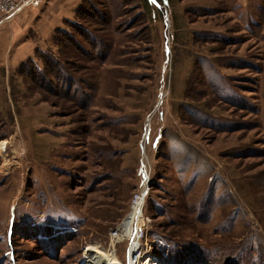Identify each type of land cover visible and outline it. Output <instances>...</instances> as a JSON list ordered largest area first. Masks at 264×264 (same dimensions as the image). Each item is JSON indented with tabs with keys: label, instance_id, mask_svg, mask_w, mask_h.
<instances>
[{
	"label": "rangeland",
	"instance_id": "1",
	"mask_svg": "<svg viewBox=\"0 0 264 264\" xmlns=\"http://www.w3.org/2000/svg\"><path fill=\"white\" fill-rule=\"evenodd\" d=\"M28 10L53 32L0 64V264H95L140 193L144 257L264 264V0Z\"/></svg>",
	"mask_w": 264,
	"mask_h": 264
},
{
	"label": "bare ground",
	"instance_id": "2",
	"mask_svg": "<svg viewBox=\"0 0 264 264\" xmlns=\"http://www.w3.org/2000/svg\"><path fill=\"white\" fill-rule=\"evenodd\" d=\"M7 141L1 143L2 150L5 149ZM7 160V159H6ZM8 167L9 161H6ZM144 202V196L141 194L134 203L133 210L127 215L124 221L110 234V247L104 248L100 244L95 245L89 250V260L95 264H157L158 260H151L149 256L144 257L141 250V238L139 232V225H142V217L144 216L142 204ZM136 227V231H135ZM138 230V231H137ZM128 238L131 246L128 250L127 263L123 262L117 256L115 244ZM86 252V249H85ZM140 252V253H139ZM159 264V262H158Z\"/></svg>",
	"mask_w": 264,
	"mask_h": 264
},
{
	"label": "crops",
	"instance_id": "3",
	"mask_svg": "<svg viewBox=\"0 0 264 264\" xmlns=\"http://www.w3.org/2000/svg\"><path fill=\"white\" fill-rule=\"evenodd\" d=\"M53 1L55 0H47L44 4H47V2L50 4ZM36 14L37 11L33 12L32 10L27 9L21 12L16 20L14 19L15 23L4 27L0 31V64L4 62V58L6 57L5 53L9 49V47L7 48V45L13 48L15 56H17L16 59H18L21 55L26 53L29 54L35 44L38 43L35 38L36 35H38L39 38H48L49 35L51 36L53 31L51 30L52 32H50V27L46 24L45 26L48 27L49 31L46 33L41 32L44 22L40 19H43V16L40 17V15ZM56 24L58 23H55L53 28L57 26Z\"/></svg>",
	"mask_w": 264,
	"mask_h": 264
},
{
	"label": "built area",
	"instance_id": "4",
	"mask_svg": "<svg viewBox=\"0 0 264 264\" xmlns=\"http://www.w3.org/2000/svg\"><path fill=\"white\" fill-rule=\"evenodd\" d=\"M46 1L47 0H0V27L3 24L12 21L17 15H19L24 10L28 8H38ZM141 194L142 193L138 194L135 197L134 202H136V200L139 198ZM138 227H139L138 230L141 232L142 235L143 233L142 225L141 226L139 225ZM135 231H136V227H135Z\"/></svg>",
	"mask_w": 264,
	"mask_h": 264
},
{
	"label": "trees",
	"instance_id": "5",
	"mask_svg": "<svg viewBox=\"0 0 264 264\" xmlns=\"http://www.w3.org/2000/svg\"><path fill=\"white\" fill-rule=\"evenodd\" d=\"M73 24V23H72ZM76 24V23H75ZM71 25V24H70ZM67 30V29H66ZM56 63H57V61H56Z\"/></svg>",
	"mask_w": 264,
	"mask_h": 264
}]
</instances>
